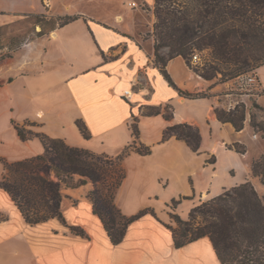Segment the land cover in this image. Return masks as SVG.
I'll use <instances>...</instances> for the list:
<instances>
[{
	"label": "crops",
	"instance_id": "crops-1",
	"mask_svg": "<svg viewBox=\"0 0 264 264\" xmlns=\"http://www.w3.org/2000/svg\"><path fill=\"white\" fill-rule=\"evenodd\" d=\"M131 1L129 9L140 8L130 7ZM108 4L110 0H0V27L31 15L77 17L29 42L41 48L38 63L19 70L18 62L8 73L9 61H0V158L14 162L44 150L38 138L21 140L13 123L31 121L34 125L28 129L33 132L113 157L132 143L131 124L136 120L138 140L150 153L131 151L123 159L126 177L115 204L127 216L144 208L156 216L146 214L132 222L122 242L113 245L92 212L86 196L93 188L89 181L66 190L76 204L65 198L61 203L66 224L81 227L85 237L56 218L28 224L0 189V264H220L207 237L174 247L172 233L163 225L171 224L168 204L185 197L176 208L178 212L186 206V214L180 213L185 219L191 207L241 183L250 181L257 188L251 164L264 156V143L251 137V153L240 137L243 129L236 131L217 118L214 95L221 85L217 79L202 78L181 56L166 64L171 85L154 62L152 36L143 39L144 28L128 20V10L115 12L111 20L102 18L101 9ZM112 51L116 54L110 57ZM256 73L263 92L257 102L264 104V64ZM166 107L170 119L163 116ZM150 109L161 113L147 115ZM78 119L88 139L76 126ZM178 123L199 129L198 152L174 136L162 140L164 129ZM234 143L246 152L228 148ZM212 155L216 161L207 163ZM2 172L0 162V177Z\"/></svg>",
	"mask_w": 264,
	"mask_h": 264
},
{
	"label": "trees",
	"instance_id": "trees-1",
	"mask_svg": "<svg viewBox=\"0 0 264 264\" xmlns=\"http://www.w3.org/2000/svg\"><path fill=\"white\" fill-rule=\"evenodd\" d=\"M154 14V62L171 85L173 82L165 69L167 62L181 56L189 65L190 55L201 50H209L212 61L206 60L203 66L193 69L206 80L216 78L217 74L220 79L227 80L264 64V0H154ZM76 18H59L62 22L57 26ZM3 27H0V33ZM3 47L0 43V50ZM162 48H168L167 56L160 53ZM4 59L1 55L0 61ZM206 65L210 73H200V68ZM215 111L220 121L230 122L236 131L243 129L245 112L242 108L231 111L215 108ZM159 113L160 109L146 112L147 115ZM163 116L171 118L168 107ZM75 123L82 136L88 139L90 134L84 123L79 119ZM13 126L21 140L38 138L44 148L41 154L14 162L0 158L3 168L0 189L8 194L28 224L56 218L70 232L85 237L81 227L66 224L61 203L64 190L85 185L88 181L93 184L86 195L92 204V212L99 218L113 245L122 242L132 222L146 214L156 216L151 208L127 216L115 204L116 191L126 177L123 159L131 151L142 155L150 153V148L138 140L136 120L131 124L132 143L113 157L33 132L25 124L13 123ZM254 126L260 130L264 128L258 124ZM172 136L185 141L192 151H199L201 135L196 126L188 123L169 125L163 131L162 140ZM237 145L234 143L232 149L244 154L245 147ZM215 161L214 155L206 159L207 163ZM251 172L264 183V156L252 162ZM183 198L172 199L168 204L169 217L175 225L163 223L172 233L175 248L207 237L220 264H264V197L258 195L250 181L191 207L185 219L176 212Z\"/></svg>",
	"mask_w": 264,
	"mask_h": 264
},
{
	"label": "rangeland",
	"instance_id": "rangeland-1",
	"mask_svg": "<svg viewBox=\"0 0 264 264\" xmlns=\"http://www.w3.org/2000/svg\"><path fill=\"white\" fill-rule=\"evenodd\" d=\"M140 5V8L137 9H129L127 7V0H110V4L105 6L101 9V16L102 18L111 20L113 19V15L115 12H121L124 10H128L130 13V17L128 20H132L133 24L138 27L144 28L145 32L142 34L143 39H147L148 37L153 36V24L155 22V14H154V4L152 7L148 6L145 2L142 4L140 0H135ZM108 7V9H106ZM106 10V11H104ZM36 15H31L29 17H21L17 21L12 22L8 25H5L0 33V43L4 46L0 50V56L4 55L5 59H7L10 63L8 67H6V71L10 73L11 71H14L15 65L18 62H21V68L19 70H23L26 68V65H30L31 63H38L39 60V53L41 52V48L38 45L35 48L33 47V44L29 46V42L40 40L43 38L50 30V28L57 26L62 21L58 18H40ZM41 21V22H40ZM39 24L37 25V23ZM42 32H39L41 31ZM30 40V41H29ZM28 45V46H27ZM116 51L110 52V57L114 56ZM201 57L204 59V62L206 60L212 61V56L209 50H201L200 52L197 51ZM160 53L165 56L168 55L169 50L168 48H162L160 50ZM191 57V55H190ZM4 59V60H5ZM191 59V58H189ZM190 63V62H189ZM204 64V63H203ZM190 68L192 67L191 63L188 65ZM201 67V66H199ZM209 66H204L200 68V73H210ZM221 76L217 74V77L214 79H218L220 81ZM217 81V80H216ZM217 81V82H218ZM255 105H258L259 107H256ZM249 116H250V122L244 123L243 122V131H241L240 137L244 142H247L246 145L249 144L250 152H254L253 148V139L251 138V135L253 132L257 133L258 140L264 143V128L260 130V127L254 126L255 124H258L259 126L262 125L264 127V104H260L257 102V100H252V104L248 108ZM31 121H25L26 128L31 127ZM133 123V122H132ZM243 147L242 145H237V147ZM230 149L233 148V145H230L228 147ZM245 149V148H244ZM237 156L239 154H236ZM210 157V156H209ZM208 157V158H209ZM259 158V157H258ZM257 158V159H258ZM254 176V175H253ZM254 181L256 182L257 188L255 190L257 191L259 196L264 197V183L261 182V178L258 176H254ZM253 185V184H252ZM66 190L63 191L64 198L66 200H70L73 204V201L69 196L65 195ZM186 206L179 207V211L177 212L179 215L186 214ZM170 212V211H169ZM170 222L174 224V222L170 219ZM175 225V224H174Z\"/></svg>",
	"mask_w": 264,
	"mask_h": 264
},
{
	"label": "built area",
	"instance_id": "built-area-1",
	"mask_svg": "<svg viewBox=\"0 0 264 264\" xmlns=\"http://www.w3.org/2000/svg\"><path fill=\"white\" fill-rule=\"evenodd\" d=\"M128 4L133 8L138 6L135 1H131ZM190 63L192 65L191 69L196 72L193 68L203 66L204 59L198 52H194L191 55ZM218 83L221 85V89L214 95L216 98L215 108L225 111L242 108L245 112L244 123H249L248 108L252 104V100H257L263 94L256 68L235 75L227 80L220 79ZM126 94L130 95V92L126 91ZM251 137L253 139L257 138V133L253 132Z\"/></svg>",
	"mask_w": 264,
	"mask_h": 264
},
{
	"label": "bare ground",
	"instance_id": "bare-ground-1",
	"mask_svg": "<svg viewBox=\"0 0 264 264\" xmlns=\"http://www.w3.org/2000/svg\"><path fill=\"white\" fill-rule=\"evenodd\" d=\"M204 195V194H203Z\"/></svg>",
	"mask_w": 264,
	"mask_h": 264
}]
</instances>
